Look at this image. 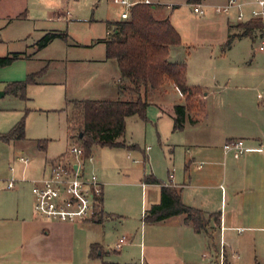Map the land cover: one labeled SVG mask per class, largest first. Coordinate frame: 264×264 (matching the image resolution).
<instances>
[{"label": "rangeland", "instance_id": "rangeland-1", "mask_svg": "<svg viewBox=\"0 0 264 264\" xmlns=\"http://www.w3.org/2000/svg\"><path fill=\"white\" fill-rule=\"evenodd\" d=\"M63 1L62 12L65 15L60 20L56 16L52 22L38 27L19 25V22L6 26L0 22V57L15 52L35 53L28 63L25 60H15L9 66L0 67V93L5 92L10 83L25 80L30 64L31 68L40 72L45 69L36 80L47 74V79L55 82L42 87L29 84L23 97L10 93L0 97V134L8 133L23 117L26 122L25 140L15 143L14 140L7 142L0 139L1 182L10 180L15 171L23 168L16 161L19 155H27L32 161L42 163L46 157L66 152L73 144L82 145L79 139L72 137L79 128L80 119L73 120L71 131L68 123L69 117L75 112V100H69V96L74 95V85H78L80 79L83 82L91 72L99 70L101 73H110L118 70L116 60L106 58L104 40L110 36L107 21L124 20L121 15L125 8L120 0ZM238 2L242 3L240 7L232 8L229 13H218L217 8L226 5L228 0H152L157 6L156 16L169 17L181 36L182 42L176 46L178 48L173 52V58H176L175 53L186 58L184 61L192 66L191 80L205 89L208 84L210 89L207 91H217L210 95L205 104L208 113L212 110L222 111V105L232 106L234 103L236 108L239 102L253 100V87L259 89L264 96V31L255 30L253 37L236 40L232 50L223 53L230 30L233 33L241 32L239 24L253 20L250 19L252 12L259 8L255 0ZM199 4L205 10L204 15L194 11V6ZM240 13L244 15L242 20L238 19ZM231 24L234 27L230 28ZM43 30L66 33L67 38L57 39L38 52L39 48L37 45L34 47V43L40 40ZM180 97L169 85L151 93L148 97L150 105L147 120L138 116L127 120L123 138L125 146L94 147L92 155L95 160L92 158L86 161L87 174L94 173L91 165L94 161L98 169L107 173L104 200L115 214L113 220H106L104 226H93V237L97 240L95 242L101 243L103 237L106 238L100 264L122 258L115 251L122 236L132 241V246H125L123 249L124 259L139 263L140 243L145 236V227L147 238H150L149 231L152 227L144 221V214L152 203L161 200L159 188L145 185V177L153 175L167 182L169 176L179 171L183 164L185 143L182 134L173 132L168 113V103H179ZM197 99L199 100L198 97ZM160 107L165 112L163 117L159 114ZM208 129L212 130L214 137L221 132V126L217 123L208 126ZM40 139L49 140L46 152L37 148V140ZM129 145H136V150ZM218 178V182L227 190L228 181L223 180L220 174ZM233 234L237 235L234 238L237 244L232 248L227 245L228 262L254 264L256 258L259 264H264V232L243 231ZM108 248L111 249L110 254L107 253ZM97 254H101L100 249ZM235 254L240 257L238 261L233 258Z\"/></svg>", "mask_w": 264, "mask_h": 264}, {"label": "crops", "instance_id": "crops-1", "mask_svg": "<svg viewBox=\"0 0 264 264\" xmlns=\"http://www.w3.org/2000/svg\"><path fill=\"white\" fill-rule=\"evenodd\" d=\"M150 2L152 3V0ZM63 4V0H0V22L6 26L19 22L17 23L19 25L30 24L32 27H38L52 22L56 16L60 20L65 15L62 12ZM231 25L230 28L234 27ZM107 31L109 34V29ZM49 32L63 33L55 30H43L41 31L42 37ZM241 32L233 33L230 30L228 35ZM243 38L246 37L236 38L230 48H226L223 53H228L232 50L235 41ZM57 39L63 38L54 39L46 47ZM36 44L37 42L34 43V47ZM44 48L39 49L38 52ZM177 48L176 46L171 47L170 60L176 63H186L188 84L201 87L203 95L198 97L201 103L199 111L191 115L195 122H191L189 116L183 130L175 131L174 106L184 105L186 101L174 84H167L173 92H178L181 96L179 103L176 101L168 103L170 104L168 113L173 132L182 134L186 151L179 171L171 174L167 182L160 181L166 186L181 190L182 200L186 205L201 209L207 216L220 213V227L211 220L207 230L197 232L191 223L185 221V215H175L163 221L150 222L149 224L152 226L149 231L150 238H147V227H145V236L140 243L139 263L124 259L123 249L125 246H132V241L126 236H122L115 249L119 257L122 258L118 261L102 262V264H221L222 254L225 264H227V245L232 248L237 244L234 240L237 235L235 236L233 233L264 232V99L260 98L262 93L253 87V100L239 102L236 108L234 103L232 106L230 104L222 105L220 108L222 111L212 110L208 113L205 104L210 95L217 91H207L210 89L208 84L205 89L201 84H195L198 82L191 80V64L185 62L186 58H181L177 53H175L176 58H173V52H176ZM15 53L22 54L17 60H25L26 63L32 60L35 54H28L25 51ZM44 71L45 69L40 72L31 68V64L27 67L28 75L41 74ZM120 77L119 67L118 70H113L110 73H101L99 70L91 72L83 82L80 79L78 85H74V95L69 96V100L117 99L119 98ZM54 83L47 79L46 74L38 78L32 85L42 87ZM5 94L6 91L0 93V97ZM122 98L127 100L130 96L125 93ZM160 109L159 114L163 117L165 112L162 107ZM216 123L221 126V132L217 137H214L211 134L212 130H207V127ZM231 139L245 141L247 150L242 157L237 158L233 152L225 151L224 145ZM13 140L15 143L21 141ZM48 146L49 142L46 149L41 150L37 143V148L41 152H46ZM129 147L131 146L129 145ZM61 154L55 157H46L42 163L32 161L27 155H19L16 161L20 162L23 168L15 171L11 178L17 180L15 188L7 187L9 179L0 181V264L101 263L100 255L104 254L106 238L103 237V242H101L103 244L95 242L97 240L93 237L95 232L93 226L96 224L104 226L106 220H113L115 214L106 206L104 200L105 186L108 183L107 173L101 168L98 169L95 161L91 164L92 171L103 183L102 209L104 217L101 223L96 221L97 217L83 222H62L41 218L35 214L33 181L44 175L48 161ZM21 158H28V165H24ZM93 158L95 160L94 155ZM145 159L148 157L145 156ZM219 174L223 180L228 181L227 190L218 182ZM143 183L145 184V182ZM148 185L159 188L161 192L160 185ZM158 203H152L151 206ZM122 238H125V241L119 247L118 244ZM93 244H97L101 250V254H97L96 258L90 257ZM110 251L111 249L108 248L107 253L110 254ZM233 258L237 261L240 259L235 255ZM256 261L258 260L255 258L254 264Z\"/></svg>", "mask_w": 264, "mask_h": 264}, {"label": "trees", "instance_id": "trees-1", "mask_svg": "<svg viewBox=\"0 0 264 264\" xmlns=\"http://www.w3.org/2000/svg\"><path fill=\"white\" fill-rule=\"evenodd\" d=\"M194 1L199 0H189ZM156 10L155 4L140 2L130 9L128 19L107 22L109 31H113L104 40L106 57L116 60L120 70L119 98L75 100L73 101L75 112L68 119L70 131L73 120L80 119L79 128L72 137L81 141L87 156L91 155L93 148L97 146L110 148L125 146L123 138L127 119L138 116L146 121L150 105L149 95L169 83L175 85L186 101L184 105L174 106V130H183L189 116L190 121L195 122L191 115L200 109L201 103L197 97L203 95V90L199 86L188 84L186 63L170 60L171 47L181 44V36L170 18H158ZM239 28L242 29L241 33L229 34L225 43L226 48H230L236 38L253 37L255 30L264 31V23L261 19H253L239 24ZM56 38L66 39L67 34L49 32L36 45L42 49ZM21 56L20 53H13L0 57V67L11 65ZM39 75L40 73L29 74L23 81L10 83L6 87V93L23 97L27 86L35 83ZM125 93L130 96L127 100L122 98ZM25 138L24 117L8 133L0 134V139L7 142ZM48 142V139H40L37 141L38 147L45 150ZM145 183L161 186V200L146 210L144 216L146 223L163 221L175 215H185V221L191 223L197 232L207 230L211 220L220 227V213L207 216L201 209L186 205L182 200L181 190L166 186L153 175L146 176ZM94 217H97V222H102L104 217L102 207L97 208ZM98 250L97 244H93L90 257L96 258ZM255 264L259 262L256 261Z\"/></svg>", "mask_w": 264, "mask_h": 264}, {"label": "built area", "instance_id": "built-area-1", "mask_svg": "<svg viewBox=\"0 0 264 264\" xmlns=\"http://www.w3.org/2000/svg\"><path fill=\"white\" fill-rule=\"evenodd\" d=\"M151 3L150 0H120L125 8L122 19L130 17V9L137 3ZM257 10H253L251 19L264 20V0H255ZM238 0H228L224 6L218 7V13H229L234 7H240ZM194 11L201 15L205 14L204 8L194 6ZM244 17L243 13L238 16L239 20ZM264 46V38L262 39ZM261 99L264 96L260 95ZM226 152H233L235 157L240 158L246 153L243 139H231L224 145ZM93 155H86L84 147L80 144L71 145L66 152L53 160L48 161L44 175L33 181L32 192L35 198L34 211L38 217L62 222H83L94 217L97 208L102 207L103 183L93 173H86V161ZM24 165H28V158H21ZM16 179H10L7 187L15 188ZM125 238L120 239V247ZM239 257L238 254H235ZM221 264H225L224 255H221Z\"/></svg>", "mask_w": 264, "mask_h": 264}]
</instances>
